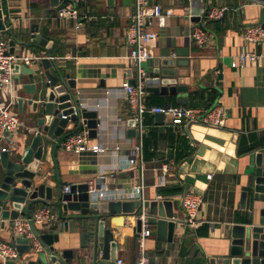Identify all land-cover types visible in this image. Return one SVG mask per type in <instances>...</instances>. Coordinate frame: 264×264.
<instances>
[{
    "label": "crops",
    "instance_id": "crops-1",
    "mask_svg": "<svg viewBox=\"0 0 264 264\" xmlns=\"http://www.w3.org/2000/svg\"><path fill=\"white\" fill-rule=\"evenodd\" d=\"M7 1L11 26L18 36L24 30L30 32L32 23L40 24L41 33L43 26H48L47 37L51 42L52 55L57 56L64 73L75 79L80 107L98 111L101 120L99 135L91 138L90 144L110 149L117 145L121 147L115 152L77 153L65 150L61 146L63 140L54 152L53 143L59 138L50 139L45 144L38 167V171L47 178V183L56 191L58 170L63 187L106 178L107 187H122L117 190L123 192L125 198L131 197L132 191L143 184L147 197L157 195L170 199L179 224L173 241L159 240L156 235L148 238L150 254L155 253L157 245L162 251L154 256L155 264H185L189 259L185 255L194 245L201 250L199 257L204 256L203 264H210L212 257L226 254L233 224L245 222V218L255 212L253 192L247 197L246 208H241L240 200L242 189L250 185L255 170V153L264 147V63L254 62L234 68L231 61L240 51L256 48L253 43L244 40L242 29L258 23L263 7L252 0H204L205 7L208 1L213 6L222 7L224 18L206 27L213 39L200 45L192 41V30L199 24L191 20V0H152V3L173 8L174 14L166 26L155 27L158 37L153 43V57L145 63L148 73L163 57L168 44L175 47L189 44L190 60L188 66L175 67L182 73L188 90L177 96L147 91V103L169 105L181 102L182 105L208 109V102L194 100L192 93L203 90L206 98L207 92L215 89L218 93L216 103L227 108V121L222 128L203 123L176 128L169 116L161 120L156 114L148 113L144 136L155 133L158 143L152 159H146L144 153L142 166L129 162V154L138 135L137 131L136 135L129 133L132 113L121 86L124 79L129 78L128 69L132 67L126 32L131 23L134 0H114V4L108 0H85L79 6L82 22L79 27L72 19L47 17L44 10L50 7L49 0ZM7 35L11 39L10 34ZM187 40L189 43H185ZM45 51L44 47H36L27 49L24 54L41 57L47 55ZM18 80L16 75L13 87L15 101ZM13 109L20 113L18 106L14 105ZM20 118L23 126L4 141L12 153L25 152V147L30 145L37 131L36 123L28 114L20 113ZM76 126L77 123L69 122L66 132H77ZM174 134L188 139V147L183 153L190 155L182 160L177 156L180 143H172ZM165 166L167 170H164ZM180 186L183 192L179 194L166 192ZM189 189L199 192L204 198L197 228L188 226L185 221L182 197ZM54 199L49 207L58 217L50 224V229L61 223ZM41 205L37 204L34 208ZM256 205L264 207V202H256ZM73 214L78 212H69V215ZM129 220L124 227L113 224V228L119 230L116 232L118 258L127 262L138 258L137 237L133 235L135 221ZM152 227V231H156V225ZM50 229L46 231L58 232ZM12 235V221L0 227V242H9ZM78 245V241L62 244L63 248ZM81 263L87 264L88 260ZM0 264H3L1 259Z\"/></svg>",
    "mask_w": 264,
    "mask_h": 264
},
{
    "label": "water",
    "instance_id": "water-1",
    "mask_svg": "<svg viewBox=\"0 0 264 264\" xmlns=\"http://www.w3.org/2000/svg\"><path fill=\"white\" fill-rule=\"evenodd\" d=\"M66 2L49 0L50 7L44 13L47 17H58L59 9ZM108 2L114 4V0ZM204 7V0H191L190 14L193 22L207 30L202 20ZM257 24L264 26L263 10ZM0 30L11 36L8 53L22 56L27 49L44 47L45 52L52 55L51 42L47 37L48 26H43L41 33L40 24L32 23L30 32L24 30L18 36L11 26L7 0H0ZM192 41H196L194 37ZM185 43H189V40ZM189 55V44L183 47L168 44L163 57L155 62V67L148 74L146 91L172 96L186 92L188 86L182 73L175 67L188 66ZM128 70L129 80L135 84L132 68ZM13 74L19 77L14 105L19 107L20 113L25 112L36 123L37 131L30 145L25 147V152L12 153L8 150L0 154V227L21 215L31 218L35 205L49 206L54 198L61 221L60 225L51 229L50 225L38 227L33 220L30 221L34 234L41 239L39 249L33 248L28 238L12 235L10 243L20 253L19 264H82L87 260V264H115L119 244L116 232L119 230L114 229L113 224L124 227L142 206L148 209L150 223L156 225L152 235L159 240L173 241L179 221L173 202L168 198L157 195L147 197L144 192L140 197L125 198L123 192L117 190L122 187H108L107 191L102 189L101 184L106 183V178L96 179L95 186L89 181L72 184L69 192H65L58 170L56 191L47 183L45 175L38 171L46 142L59 138L53 143L55 152L59 142L71 134L66 132L69 122L77 123L76 130L88 128L89 137L97 138L101 120L98 111L80 107L75 91L76 81L70 74L64 73L57 60L44 55L30 65L17 61ZM76 110L78 114H75ZM156 117L162 120L164 115L157 113ZM129 125V133L136 135L133 119L129 120ZM250 192H253L255 212L248 215L245 222L233 224L228 252L212 257L210 264H264V207L256 205V202H264V147L255 153V170L250 185L242 189V209L246 208ZM69 212L78 214L69 215ZM47 229L58 232L52 233ZM140 230L141 221L136 219L133 235L137 237ZM75 241L79 243L77 247L62 246ZM8 264L16 262L9 261Z\"/></svg>",
    "mask_w": 264,
    "mask_h": 264
},
{
    "label": "built area",
    "instance_id": "built-area-1",
    "mask_svg": "<svg viewBox=\"0 0 264 264\" xmlns=\"http://www.w3.org/2000/svg\"><path fill=\"white\" fill-rule=\"evenodd\" d=\"M85 0H67L65 6L59 9L58 17L63 19H72L76 26L79 27L81 15L79 11L80 4ZM260 4L264 9V0H252ZM204 7L202 20L204 18L213 20L221 18L224 15L222 7L213 6L211 2ZM174 14V9L164 7L158 2L152 3V0H134L133 13L131 23L126 32L127 43L131 48L129 58L132 65V77L135 79V84L130 82V78L124 79L122 89L125 94L127 104L131 110V118L134 120V127L137 131V142L133 145L130 154L129 162L131 164L144 163V135H145V116L150 114L162 113L164 116H169L171 124L176 128H182L192 123H203L209 126L222 128L227 121V108L216 103L208 109H200L185 105H157L149 104L146 100V80L148 78V70L145 63L153 57V43L158 37L155 27H164L167 25L168 19ZM5 32L0 30V154L8 151L9 146L4 143L6 139L17 133L23 126L20 114L13 109L15 96L13 93L14 74L13 66L17 61L30 65L35 59H40V56L8 53L9 38L5 36ZM242 36L246 42L253 43L256 48L240 51L231 61V66L234 68H242L249 63L263 62L264 63V26L261 24H249L242 29ZM192 37L200 45H205L210 42L212 36L202 27L195 26ZM260 46V49L257 47ZM47 54V53H46ZM51 59H57V56L46 55ZM78 114V111H75ZM65 118L66 115H63ZM121 122L125 120L119 119ZM86 126V125H85ZM88 128L80 129L77 132L71 133L64 139L61 146L65 150L75 151L77 153L93 150L99 153L119 151L121 147L117 145L110 149L98 144H90ZM167 170V166L164 167ZM89 183L95 186L96 179L90 180ZM102 189L107 191L106 183H102ZM71 185H64L65 192H69ZM144 192V185H138L131 196L140 197ZM204 201L203 195L193 189L187 190L182 197V206L185 210V221L188 226L197 228L200 225L198 213ZM57 214L53 209L46 205L37 206L32 210L31 218L19 216L12 221V230L16 236L28 238L33 248L41 247V239L35 235L30 221L33 220L38 227H44L52 224L57 219ZM148 209L145 206L132 219L141 221V230L137 236L138 258L135 261L127 262L123 258H118L115 264H152L148 253L147 240L152 235V224L149 221ZM20 253L15 246H12L10 241L0 242V259L3 264H8L9 261H15L19 264Z\"/></svg>",
    "mask_w": 264,
    "mask_h": 264
},
{
    "label": "trees",
    "instance_id": "trees-1",
    "mask_svg": "<svg viewBox=\"0 0 264 264\" xmlns=\"http://www.w3.org/2000/svg\"><path fill=\"white\" fill-rule=\"evenodd\" d=\"M204 24L206 27H210L213 26L215 24V22L213 20H209L204 18L203 19ZM6 37H9L6 33H4ZM53 54V51H52ZM194 100L196 99H204L206 102H208L207 106L208 108L212 107L217 100L218 97V93L215 89H212L210 91L207 92V97L205 98L204 96V91L200 90L197 92H193L192 96H191ZM181 102H175L173 104H169V105H180ZM157 105H159V103H156ZM185 105V104H184ZM188 106V105H185ZM157 134L155 133H151V135L149 136H144V153H145V158L146 159H152L155 155L156 152L154 151L156 146H157ZM172 143L176 144V143H180V146L177 147V149L179 148V152L177 154V156H179L178 158L180 160L188 157L190 155V153H183V151L188 147V139L183 137L182 135H178L176 136L175 134L172 136ZM176 146V145H174ZM166 192L171 193V194H179L181 192H183V187H175V188H171L166 190ZM153 228V227H152ZM137 250H138V244H137ZM149 253V250H148ZM162 253V251H159V245L156 246V251L155 253L152 255L149 253L150 258H151V262L152 264H155V259L154 256L155 255H160ZM201 255V250L199 249V247L197 245H194L193 247H191V249H189L186 253V257L189 259H187L185 264H203L204 262V256L202 255L201 257H199Z\"/></svg>",
    "mask_w": 264,
    "mask_h": 264
},
{
    "label": "rangeland",
    "instance_id": "rangeland-1",
    "mask_svg": "<svg viewBox=\"0 0 264 264\" xmlns=\"http://www.w3.org/2000/svg\"><path fill=\"white\" fill-rule=\"evenodd\" d=\"M256 3V2H255Z\"/></svg>",
    "mask_w": 264,
    "mask_h": 264
}]
</instances>
